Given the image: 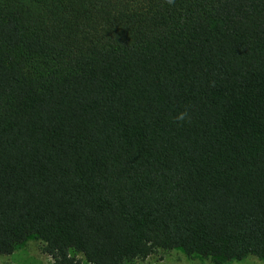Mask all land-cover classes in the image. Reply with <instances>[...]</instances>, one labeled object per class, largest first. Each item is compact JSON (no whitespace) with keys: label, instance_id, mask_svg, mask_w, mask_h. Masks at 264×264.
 <instances>
[{"label":"trees","instance_id":"obj_1","mask_svg":"<svg viewBox=\"0 0 264 264\" xmlns=\"http://www.w3.org/2000/svg\"><path fill=\"white\" fill-rule=\"evenodd\" d=\"M29 236L264 264V0H0V254Z\"/></svg>","mask_w":264,"mask_h":264},{"label":"rangeland","instance_id":"obj_2","mask_svg":"<svg viewBox=\"0 0 264 264\" xmlns=\"http://www.w3.org/2000/svg\"><path fill=\"white\" fill-rule=\"evenodd\" d=\"M81 264H91L81 255ZM0 264H52L43 250V242L29 236L11 254H0ZM126 264H263V260L247 255L240 260H226L222 257L188 255L180 248L157 250L146 258H138Z\"/></svg>","mask_w":264,"mask_h":264},{"label":"clouds","instance_id":"obj_3","mask_svg":"<svg viewBox=\"0 0 264 264\" xmlns=\"http://www.w3.org/2000/svg\"><path fill=\"white\" fill-rule=\"evenodd\" d=\"M186 116H187V113L186 112L180 113L177 116V120L182 121V120H184L186 118Z\"/></svg>","mask_w":264,"mask_h":264}]
</instances>
